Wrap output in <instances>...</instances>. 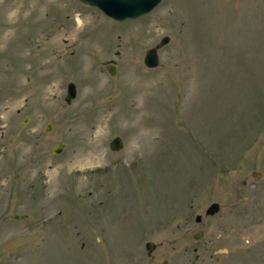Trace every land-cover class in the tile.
<instances>
[{
	"label": "rangeland",
	"instance_id": "374dc122",
	"mask_svg": "<svg viewBox=\"0 0 264 264\" xmlns=\"http://www.w3.org/2000/svg\"><path fill=\"white\" fill-rule=\"evenodd\" d=\"M0 264H264V0H0Z\"/></svg>",
	"mask_w": 264,
	"mask_h": 264
},
{
	"label": "water",
	"instance_id": "95a60500",
	"mask_svg": "<svg viewBox=\"0 0 264 264\" xmlns=\"http://www.w3.org/2000/svg\"><path fill=\"white\" fill-rule=\"evenodd\" d=\"M80 2L95 6L100 11H102L106 16H109L115 20H123L125 18H136L150 9H152L159 0H79ZM169 36L164 34L162 35L159 40L146 48L144 54L142 56V61L146 66L152 67L155 66L158 62V54L157 48L161 46L163 43L167 42ZM106 70L109 73L114 72L113 64H107L105 66ZM75 95V84L72 80H68L65 87V92L63 94V98L66 102H70L71 99ZM27 119V116H24L22 122ZM51 120H49L46 124V128L49 127ZM63 145V141H57L53 146L49 148L50 152H59L61 150V146ZM122 146V140L119 135H113L108 141V147L110 149H118ZM259 171H252V176L258 175ZM218 209V203L216 201H211L204 209L205 214H211ZM15 218L25 216L24 213L21 214H14ZM200 219V214L196 213L194 215V220L198 221ZM201 230H196L192 236L197 238L200 236ZM144 250L147 254L151 252V250L155 246V242L147 239L144 241Z\"/></svg>",
	"mask_w": 264,
	"mask_h": 264
},
{
	"label": "flooded vegetation",
	"instance_id": "af4514ba",
	"mask_svg": "<svg viewBox=\"0 0 264 264\" xmlns=\"http://www.w3.org/2000/svg\"><path fill=\"white\" fill-rule=\"evenodd\" d=\"M109 141V140H108ZM108 144V143H107Z\"/></svg>",
	"mask_w": 264,
	"mask_h": 264
}]
</instances>
